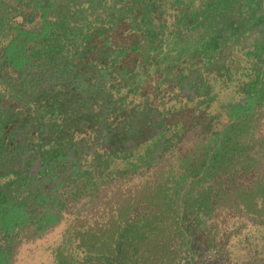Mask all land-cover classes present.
<instances>
[{
    "label": "rangeland",
    "instance_id": "1",
    "mask_svg": "<svg viewBox=\"0 0 264 264\" xmlns=\"http://www.w3.org/2000/svg\"><path fill=\"white\" fill-rule=\"evenodd\" d=\"M102 2L105 8L91 10L88 30L60 27L53 41L25 46L26 57L14 60L28 64L24 71L0 63V159L6 145L10 152L22 147L17 157L9 155L14 167L52 177L47 202L59 212L48 230L21 231L9 264H264V197L250 203L231 194L264 183V101L251 111L245 142L257 160L252 171L239 174L246 163L240 159L204 180L206 160L235 122L231 105L254 90L252 83L219 86L220 73L234 71L236 63L219 64L240 59L236 74L244 83L250 74L264 76V17L247 9L223 13L222 0ZM192 10L196 15L187 22L184 13ZM52 14L48 18L55 20L58 13ZM16 18L13 23L22 21ZM8 40L1 36L0 48ZM251 47L259 59L252 66ZM55 157L66 159L59 164ZM191 164L194 170H188ZM187 172L192 176L184 179ZM43 179L32 183L35 192ZM210 188L230 196L207 214L185 212L189 199ZM164 192L175 197L170 206ZM45 209L33 197L27 202L30 213ZM140 216L152 228L140 226L145 236L125 249L128 257L120 256L118 233Z\"/></svg>",
    "mask_w": 264,
    "mask_h": 264
},
{
    "label": "trees",
    "instance_id": "2",
    "mask_svg": "<svg viewBox=\"0 0 264 264\" xmlns=\"http://www.w3.org/2000/svg\"><path fill=\"white\" fill-rule=\"evenodd\" d=\"M54 1V2H53ZM57 1V2H56ZM61 1V2H60ZM234 10H237V12L244 11L247 9V12L250 14H256L257 12L261 13L264 17V0H244L245 2L241 3L239 0H234ZM53 2V4H52ZM100 6L103 8L105 4H103L102 0H15V4L8 5L6 3H3L0 1V8L5 9L4 16H0V23L3 25L0 27V31L2 35L7 36L6 29L9 24L13 23L11 22V18H9L11 15H19L23 17L22 22H16L14 24V29L16 36L12 39L10 42V48L6 50L5 56H8V59H2L0 63L3 62V60L13 63V66L17 69H21L24 71L25 66L28 64H25L23 67L19 65L20 62L17 64L14 62V60L19 61L20 59H24L26 57L27 49L25 46L27 43H31L34 41V45H31V49L33 47L41 46V40L50 42L53 34H57L56 30L60 27L67 30H71L73 28H77L78 30H88V22H89V16L92 9H97V7ZM105 8V7H104ZM8 9H10V13L8 15ZM69 12L71 13H68ZM44 12L43 16V24H44V34H38V28H36V19L39 17L37 14L39 12ZM53 12V16H58L55 20L48 18V13ZM243 13V12H242ZM239 13V14H242ZM260 18V19H261ZM73 19V23L71 20ZM217 23V22H216ZM259 21H254L249 26H247L246 30L243 32L241 36L249 35L251 32V29H253L256 24H258ZM16 24V25H15ZM73 24V25H72ZM79 24H83L86 29H83L82 26ZM72 25V27H71ZM28 26V27H27ZM91 28V27H89ZM244 28V29H245ZM99 30L100 28H96ZM103 29V28H102ZM211 31V30H210ZM92 35V33H91ZM206 35V34H205ZM264 37V36H263ZM263 37L259 39L261 44L264 45ZM51 41V43H52ZM258 42V40L256 41ZM36 43V44H35ZM262 45V47H263ZM16 52L15 54H11L12 50ZM23 50L22 53H20ZM221 50V48H220ZM219 50V51H220ZM257 49L253 50L251 47L250 51H253V53L249 56H251L253 59V63L251 66L257 65L259 62V59L255 55V51ZM218 52L217 50L214 51ZM264 58V55H263ZM39 61V60H35ZM208 61V60H207ZM236 63L235 70L229 71V69L224 72L223 74L220 73V78L216 81L219 86H230L231 84L235 83L234 88H243V85H247L250 83L253 84V92L252 95L248 96L246 91L244 92V95L240 97L233 105H231L232 110V117L235 119V122L231 124L226 131L223 133L222 140L218 144L217 150L213 153L210 160H206L208 162L207 167L205 168L204 172V180L205 179H212L213 176H215V172L221 173L225 171L226 169L229 170V166L233 165L232 163L237 160H245V164L237 170L239 174L243 173L244 175L249 174L254 166L257 163V160L252 159L248 155L249 149L251 148V145L248 143L245 144L246 141H248V138L250 136L251 128L253 127L252 123V115L251 111L255 109L257 106H259L264 101V76L259 79V77L255 78L256 76L249 75V79L247 83L242 82V78H239V73L236 74V70L239 69V67H242V63L240 64V59H227L226 62H222L219 65L225 66H233L232 64ZM216 62L214 60L212 61L211 65L216 66ZM239 64V67H238ZM218 65V64H217ZM252 71V70H251ZM227 72L229 74H227ZM237 81V82H236ZM208 87H211V82L209 79H206ZM239 83H243V85H239ZM213 85V84H212ZM213 89V86H212ZM245 90V89H244ZM106 97V94H105ZM247 98V99H246ZM246 99L245 104H240L242 100ZM65 106V104H63ZM62 106V105H61ZM94 113H92L93 115ZM98 115V114H97ZM99 117V115H98ZM68 118V117H67ZM65 119V118H63ZM61 119V122L63 121ZM71 119V118H69ZM97 119V118H96ZM80 120V118L78 119ZM118 133L119 131L116 130ZM115 133V136L117 135ZM73 140L70 138L68 139V142L65 146V153L67 158L68 150L73 146ZM115 142V141H114ZM49 146V144H48ZM47 146V147H48ZM23 150L22 147H16L13 149L12 152L9 151L8 145H6L5 151H3L1 154L3 156L2 159H0V205L4 203V205L7 206L10 212L17 211L20 209H25L29 217L36 216L42 214L40 211L30 213L26 210L27 202L30 199V197H33L35 202L38 203L40 206H45L47 204V201L49 198L52 197L51 192L49 191V184L51 179H46L47 175H43L39 173L36 177H31L29 173L24 174V165L22 168H15V164L12 162V158H10V154L14 153V157H17L20 152ZM264 150V148L262 149ZM8 158L11 159V163H8ZM66 158L61 159L60 157H55L56 160H59V164H62ZM68 159V158H67ZM15 160V159H14ZM205 161V162H206ZM54 162V161H53ZM75 162V161H74ZM73 162V163H74ZM16 163V162H15ZM5 164L7 165L6 167ZM24 164V163H23ZM30 165V162H29ZM73 165V164H72ZM239 165V164H238ZM237 165V166H238ZM55 166V164L50 168L51 169ZM65 166L67 167V164L65 163ZM194 170L195 167L191 164V168H188ZM49 171V173H50ZM40 172V171H39ZM197 170H195V173ZM237 172L235 174H237ZM48 173V174H49ZM44 176V179L43 177ZM192 176L189 172H187L186 177L184 179H187V177ZM67 177V176H66ZM43 179L44 185H39V191L35 192L34 187H32L33 182L41 183V180ZM32 181V182H31ZM31 182V183H30ZM177 190V189H176ZM228 192V191H227ZM231 194H237L238 197H243L248 200L250 203H254L257 196L264 197V183L255 182V184L251 187H239L231 189ZM230 196V194L226 195L224 192H218L215 194V192L210 188V190L204 192L203 194H200L199 197L194 199H189L188 203L185 207V212L190 211H197L203 212L204 214L210 210L211 205L213 203L219 202L222 198H227ZM234 196V195H233ZM163 200L167 201L168 206H170L171 203L174 202L175 197H169L167 193L164 192ZM9 202V203H5ZM186 204V203H185ZM254 204L251 205L253 208ZM45 214H47L50 218L49 223H54L59 220V212H56L55 215L49 213V211H52V205L51 207L47 208L45 207ZM3 210V209H1ZM0 210V212H1ZM51 214V215H50ZM2 216H0V225L3 224ZM32 218V217H31ZM142 223V224H141ZM9 222H7V225ZM151 221L144 220L141 218V216L136 219L134 222H126V224L123 226V228L119 231V240H118V251L120 256H127V253L125 254V249L133 247V243L135 239L143 238L145 236V232L142 231V228L140 229V226L143 225V229L152 228ZM158 228V227H157ZM6 228H4L5 230ZM85 249L91 253L93 251V247L84 245ZM3 246H0V250H2ZM135 248V247H134ZM134 251H136L134 249ZM128 257V256H127ZM64 264H75L74 262H65Z\"/></svg>",
    "mask_w": 264,
    "mask_h": 264
},
{
    "label": "flooded vegetation",
    "instance_id": "3",
    "mask_svg": "<svg viewBox=\"0 0 264 264\" xmlns=\"http://www.w3.org/2000/svg\"><path fill=\"white\" fill-rule=\"evenodd\" d=\"M217 1H219V0H217ZM222 1L225 4L224 10H222L223 13H224V11H227V9L233 8L234 5L236 4L234 0H222ZM208 6H213L212 2L208 3ZM215 7H217L216 4H215ZM37 15L39 16L36 19V23L38 24L37 27L39 28V29H37L38 30L37 33L43 35L44 34V24H43L44 12L41 11ZM194 15H196V14H195V11H193V10H192V13H190V14L186 13V12L184 13V16H185V19L187 20V22H189L191 20L190 18H192ZM114 17L117 18V17H119V15L116 14V15H114ZM40 21H41V23H40ZM215 22H217V21H215ZM90 29H91V31H89L90 33L92 32L93 29H95L93 27L92 23H91ZM212 29H213V27L210 26L208 31L212 30ZM83 34L86 36L87 32L84 31ZM199 34H204V32H200ZM79 38H82V35ZM75 39H76L75 41L78 42V37H76ZM9 42H11V40L8 41V43L5 46L0 48V59H8V56L6 57L5 54H6V50H8L10 48ZM196 44H197V41H196ZM31 45H34V41H32L31 43H27L26 46L29 47ZM15 53L16 52H14L12 50L11 54H15ZM6 166L7 165L5 164L4 167H6ZM5 203H9V202H5ZM45 207H47V208L51 207V201L47 202ZM1 209H3V210H1ZM0 210H1L0 216H2L1 218L3 221V224L0 225V246H3L2 250H0V264H9V262L11 260V256H12L13 244L15 241L20 239L22 230H24L26 228H30V229L34 230L36 234H39V233H42V232L48 230L49 228H51L53 225L56 224V222L49 223L50 218L47 214H45V212H43L40 215L31 216L32 217L31 218V217H29V215L27 214V212L25 211L24 208L17 210V211L10 212L9 209L7 208V206L4 205V203H2L0 205ZM56 212H58V211H56V210L49 211V213H51L53 215H55ZM7 222H9L8 225H7ZM4 228H6V229L4 230ZM63 262L65 263V260Z\"/></svg>",
    "mask_w": 264,
    "mask_h": 264
},
{
    "label": "crops",
    "instance_id": "4",
    "mask_svg": "<svg viewBox=\"0 0 264 264\" xmlns=\"http://www.w3.org/2000/svg\"><path fill=\"white\" fill-rule=\"evenodd\" d=\"M1 2H3V3H6V4H8V5H13V4H15V0H0ZM4 13H5V9H3V8H0V16L1 17H3L4 16ZM9 13H10V9H8V15H9ZM18 18V17H20V18H18V20L19 19H22V21H23V17L22 16H19V15H15V18ZM9 18H11V22L12 21H14V15H11L10 14V16H9ZM16 18V19H17ZM21 20H19L18 21V23L20 22ZM21 21V22H22ZM3 24L2 23H0V27L2 26ZM16 25V24H15ZM14 27V24L13 23H11V24H9L8 25V27H7V29H6V35H7V37L12 41V39L16 36V33H15V29L13 28ZM28 27V26H27ZM0 33H2L1 31H0ZM1 36H3L4 37V35H2V34H0V37ZM10 40H8V41H10Z\"/></svg>",
    "mask_w": 264,
    "mask_h": 264
}]
</instances>
